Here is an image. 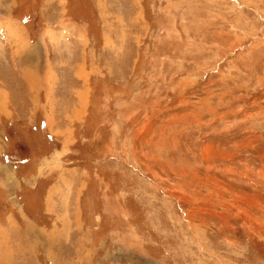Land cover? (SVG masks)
Returning a JSON list of instances; mask_svg holds the SVG:
<instances>
[{"label":"rangeland","instance_id":"1","mask_svg":"<svg viewBox=\"0 0 264 264\" xmlns=\"http://www.w3.org/2000/svg\"><path fill=\"white\" fill-rule=\"evenodd\" d=\"M0 19L38 49L0 58V264H264V0Z\"/></svg>","mask_w":264,"mask_h":264},{"label":"crops","instance_id":"2","mask_svg":"<svg viewBox=\"0 0 264 264\" xmlns=\"http://www.w3.org/2000/svg\"><path fill=\"white\" fill-rule=\"evenodd\" d=\"M13 25L11 29L7 30L0 19V58L8 63L10 69L31 67L30 65L38 62V49L31 45L30 36L21 29L19 23ZM22 42L25 43L24 46ZM17 63L19 64L16 65Z\"/></svg>","mask_w":264,"mask_h":264},{"label":"bare ground","instance_id":"3","mask_svg":"<svg viewBox=\"0 0 264 264\" xmlns=\"http://www.w3.org/2000/svg\"><path fill=\"white\" fill-rule=\"evenodd\" d=\"M32 85V84H31Z\"/></svg>","mask_w":264,"mask_h":264}]
</instances>
